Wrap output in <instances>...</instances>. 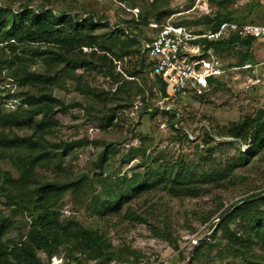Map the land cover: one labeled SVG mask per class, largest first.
<instances>
[{"label": "rangeland", "instance_id": "1", "mask_svg": "<svg viewBox=\"0 0 264 264\" xmlns=\"http://www.w3.org/2000/svg\"><path fill=\"white\" fill-rule=\"evenodd\" d=\"M221 1L225 3L219 6ZM257 2L169 0L164 9L169 16L159 23L156 16L143 20V16L151 12L152 0H0L2 6L13 10L45 8L57 16L62 13L74 18L92 16L99 24L96 31L99 38L116 30L122 32V38H138V45L130 49L128 55L115 59V73L138 68L133 51L135 48L141 50V41L154 37L164 24L181 25L190 31L204 30L207 24L203 17H214L217 12H229L237 20L246 18L255 21L260 14ZM241 51L237 46L228 49L221 57L223 64L233 67ZM250 54L251 61L242 66L245 68L228 71L217 84L211 86L201 101L189 95L170 99L161 105L160 91L154 83L150 67H147L149 61L146 58L138 77L126 78L123 89L118 91V84L97 70L70 65L54 69L46 65L42 61L43 49H18L17 58L21 67L17 68L8 50L0 45V112L22 105L24 96L35 90L31 77L37 74L57 77L58 82L51 87V92L66 106L63 111L22 122L21 127L11 129L10 133L8 130L3 132L29 135L32 123L44 121L52 129L46 136L51 143L84 141L69 151L63 166L67 170L66 175L87 176L93 188L78 193L68 192L59 203L58 211L61 220L73 219L104 234L112 252L119 254L121 259L129 260L127 263L115 260L110 264H185L194 244L207 235L205 241L214 245L210 250H203L197 260L193 259V252L189 264H264V248L261 245L252 246L243 258L234 254L226 241L221 240L217 228L212 231L230 206L255 194L264 195V154L245 169L237 170L233 180L225 183L223 188H208L198 198H172L160 188L133 198L127 206L145 221L131 218L125 209L120 215L102 216L87 207L91 196L100 194L95 160L104 144H112L115 152L110 155L101 178L145 172L147 168L140 165L143 156L153 158L148 164L152 170L179 160L194 164L201 155H211L215 160L235 156L237 147H219L221 140H228L218 135L230 123L264 110V40L255 42ZM257 78L261 83L253 86L251 82ZM155 108L159 112L153 113ZM168 110L174 111L176 122L166 115ZM112 117L110 122L108 118ZM181 132H185L188 139L183 138ZM206 134L214 143H204ZM0 167L17 177L9 161H0ZM42 174L47 178L54 177V172ZM0 212L14 223L5 241L17 243L29 229L30 218L26 214L11 213V209L1 203ZM238 227L237 222L231 225L235 231ZM157 229H166L172 243L154 237V230ZM175 245L178 249H174ZM64 250L60 249V254L52 257L50 264H67ZM38 257L45 261L43 253L39 252ZM135 260L137 262L133 263Z\"/></svg>", "mask_w": 264, "mask_h": 264}, {"label": "trees", "instance_id": "2", "mask_svg": "<svg viewBox=\"0 0 264 264\" xmlns=\"http://www.w3.org/2000/svg\"><path fill=\"white\" fill-rule=\"evenodd\" d=\"M168 1L152 0L151 12L146 13L143 20L156 16V21L160 23L167 19L169 14L164 9ZM224 3L225 1H221L218 5ZM256 7L260 14L255 21L246 18L237 20L229 12H217L214 17L205 16L203 21L207 24L206 29H215L225 21L261 22L263 0H258ZM98 26L92 16L74 18L65 13L57 16L50 9L23 7L13 10L0 4V45L8 50L17 68L21 67L17 58L18 49L34 47L40 51L43 49L42 61L54 69L70 65L84 70H97L118 84V91L122 90L127 82L126 78L135 79L142 72L145 57L140 48H135L133 53L136 55L138 68L130 71L125 69L121 73H115V59L128 55L139 40L134 36L122 38L119 30L99 38L96 36ZM255 42L253 39L232 37L225 42L207 43V46L214 47L220 57L231 47H240L242 51L233 67H242L251 61L250 52ZM84 48L91 51L84 53ZM151 65L149 62L147 67ZM218 80L210 78L208 81L210 85H214ZM57 82L54 75H33L31 83L34 92L26 94L22 105L17 109L0 112V161H9L17 174V177H13L0 167V203L11 209V213L28 215L31 221L26 234L17 243L11 244L5 241V237L14 223L0 212V264H50V259L59 255L62 248H65L67 264H110L115 260L127 263V258L121 259L119 254L112 252L111 244L104 234L87 228L76 220L63 221L60 218L58 205L68 192L78 193L93 188L87 176L66 175L67 170L63 166L69 151L84 141L53 144L46 139L52 129L44 121L32 123L29 135L9 134L11 129L21 127L22 122H31L37 116L52 115L66 108L51 92V87ZM154 83L161 94L166 96L165 84L159 78H155ZM203 96L194 99L201 101ZM157 112L158 108L153 109V113ZM166 115L173 121L176 120L174 111L168 110ZM108 119L111 122L113 117ZM3 130H8L9 133H4ZM181 136L188 139L185 132H181ZM218 136L228 140H221L219 147H237L235 156L215 160L211 155H201L194 164L179 160L159 165L155 170L148 168L153 158L143 156L140 165L147 168L145 172L101 178L110 155L115 152L112 144H104L95 160L100 194L91 196L87 207L102 216L120 215L125 209L131 218L145 221L127 206L133 198L141 197L145 192L160 188L172 198L195 199L208 188H223L225 183L233 180L237 170L245 169L254 159L264 154V110L230 123ZM205 137L206 145L214 143L209 134ZM242 146L247 147L246 152ZM49 172H54L53 178L42 174ZM257 197L259 194L241 202ZM237 204L230 206L220 219ZM236 222L239 224L237 231L231 229V225ZM216 232L234 254L243 258L256 244L264 248V197L233 209L220 222ZM154 237L172 243L166 229L154 230ZM213 245L209 241L199 243L193 259L197 260L203 250H210ZM174 249H178L176 245ZM39 252L45 255L44 262L38 257ZM136 262L135 260L133 263Z\"/></svg>", "mask_w": 264, "mask_h": 264}, {"label": "built area", "instance_id": "3", "mask_svg": "<svg viewBox=\"0 0 264 264\" xmlns=\"http://www.w3.org/2000/svg\"><path fill=\"white\" fill-rule=\"evenodd\" d=\"M232 37L253 39L256 42L264 40V2L261 22L225 21L215 29L199 31H190L184 26L166 23L154 37L141 41V54L152 64V77L159 78L165 84L166 96L161 92L159 95L161 105L170 99L185 98L189 95L200 97L213 86L208 81L210 78L219 79L228 71L237 69L224 65L215 48L207 46V43L225 42ZM83 51L89 53L91 50L84 48ZM242 68L245 67L240 69ZM260 83L258 78L251 82L253 86Z\"/></svg>", "mask_w": 264, "mask_h": 264}, {"label": "water", "instance_id": "4", "mask_svg": "<svg viewBox=\"0 0 264 264\" xmlns=\"http://www.w3.org/2000/svg\"><path fill=\"white\" fill-rule=\"evenodd\" d=\"M263 197H264V195L259 196V197H257V198H254V199H252V200H248V201H254V200H257V199H260V198H263ZM248 201H244V202H241V203L237 204L233 209L237 208L238 206H240V205H242V204H244V203H247ZM233 209H232V210H233ZM232 210H231V211H232ZM231 211H230V212H231ZM230 212H228L227 214H225L224 216H222V218L217 222V224L215 225V227L213 228L212 231H214V230L218 227V225L220 224V222H221V221H222V220H223V219H224V218H225ZM208 236H209V235L204 236L203 238L199 239V240L194 244L193 249L189 252V257H188V260L186 261L185 264H189V262H190V258H191V256H192V253H193L194 250L196 249V246H197L199 243L205 241V239H207Z\"/></svg>", "mask_w": 264, "mask_h": 264}, {"label": "crops", "instance_id": "5", "mask_svg": "<svg viewBox=\"0 0 264 264\" xmlns=\"http://www.w3.org/2000/svg\"><path fill=\"white\" fill-rule=\"evenodd\" d=\"M264 2V1H263Z\"/></svg>", "mask_w": 264, "mask_h": 264}]
</instances>
